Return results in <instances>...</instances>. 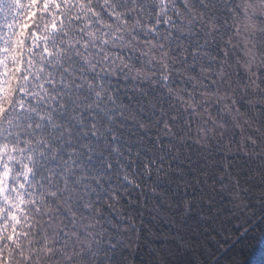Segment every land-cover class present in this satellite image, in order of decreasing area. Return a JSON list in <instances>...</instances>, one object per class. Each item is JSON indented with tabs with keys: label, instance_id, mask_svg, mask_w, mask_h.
I'll list each match as a JSON object with an SVG mask.
<instances>
[{
	"label": "snow or ice",
	"instance_id": "1",
	"mask_svg": "<svg viewBox=\"0 0 264 264\" xmlns=\"http://www.w3.org/2000/svg\"><path fill=\"white\" fill-rule=\"evenodd\" d=\"M253 226L264 0H0V264H220Z\"/></svg>",
	"mask_w": 264,
	"mask_h": 264
},
{
	"label": "trees",
	"instance_id": "2",
	"mask_svg": "<svg viewBox=\"0 0 264 264\" xmlns=\"http://www.w3.org/2000/svg\"><path fill=\"white\" fill-rule=\"evenodd\" d=\"M236 223L238 222H234L232 228L238 235L243 229L236 230ZM245 239L247 246H242V242H235V235L232 233L220 236L212 243L214 259L219 258L220 264H232L237 258L241 264H264V234L253 226Z\"/></svg>",
	"mask_w": 264,
	"mask_h": 264
}]
</instances>
